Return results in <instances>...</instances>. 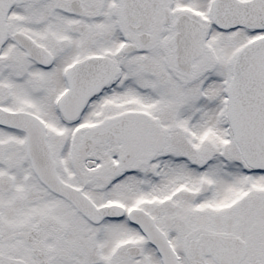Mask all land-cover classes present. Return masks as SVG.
Segmentation results:
<instances>
[{"label":"snow or ice","instance_id":"obj_1","mask_svg":"<svg viewBox=\"0 0 264 264\" xmlns=\"http://www.w3.org/2000/svg\"><path fill=\"white\" fill-rule=\"evenodd\" d=\"M0 264H264V0H0Z\"/></svg>","mask_w":264,"mask_h":264}]
</instances>
